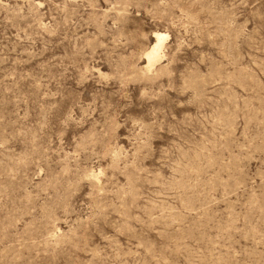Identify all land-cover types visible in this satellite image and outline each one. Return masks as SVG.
<instances>
[{
	"label": "rangeland",
	"instance_id": "374dc122",
	"mask_svg": "<svg viewBox=\"0 0 264 264\" xmlns=\"http://www.w3.org/2000/svg\"><path fill=\"white\" fill-rule=\"evenodd\" d=\"M0 264H264V0H0Z\"/></svg>",
	"mask_w": 264,
	"mask_h": 264
},
{
	"label": "bare ground",
	"instance_id": "6f19581e",
	"mask_svg": "<svg viewBox=\"0 0 264 264\" xmlns=\"http://www.w3.org/2000/svg\"><path fill=\"white\" fill-rule=\"evenodd\" d=\"M155 41L145 51L147 59V69L150 70L162 57V47L167 35L160 31H155L152 35Z\"/></svg>",
	"mask_w": 264,
	"mask_h": 264
}]
</instances>
